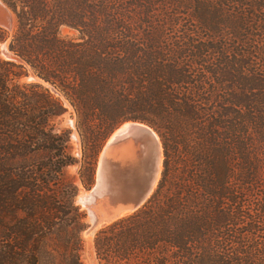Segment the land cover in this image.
<instances>
[{"label": "trees", "instance_id": "trees-1", "mask_svg": "<svg viewBox=\"0 0 264 264\" xmlns=\"http://www.w3.org/2000/svg\"><path fill=\"white\" fill-rule=\"evenodd\" d=\"M2 2L17 60L0 56V264H82L84 213L64 168L78 162L89 187L126 120L158 132L163 175L141 208L94 234L96 259L264 264V0ZM30 72L73 107L80 160L52 122L64 103L19 81Z\"/></svg>", "mask_w": 264, "mask_h": 264}, {"label": "water", "instance_id": "water-1", "mask_svg": "<svg viewBox=\"0 0 264 264\" xmlns=\"http://www.w3.org/2000/svg\"><path fill=\"white\" fill-rule=\"evenodd\" d=\"M12 15L0 0V26L10 28ZM125 122L130 124L122 128ZM162 157L160 135L145 122L126 120L113 129L97 156L94 181L89 188L91 192L82 198L87 207V223L81 233L94 235L100 228L141 208L151 198L157 184L160 174L157 163L159 160L162 166ZM128 159L133 161L127 162ZM107 160L113 161V166H116L109 176L104 170ZM99 161L101 166L97 173Z\"/></svg>", "mask_w": 264, "mask_h": 264}, {"label": "rangeland", "instance_id": "rangeland-1", "mask_svg": "<svg viewBox=\"0 0 264 264\" xmlns=\"http://www.w3.org/2000/svg\"><path fill=\"white\" fill-rule=\"evenodd\" d=\"M15 27H16V22H15V19H14L13 15H12V23H11L10 28H5L9 36H8V38L5 41L0 42V56L3 57V58H4V56H3L2 53L6 54L8 57L12 56L11 58H7L6 57V59L17 60L16 57H14L11 54V52L8 51V48H7L9 37H10L11 33L13 32V30L15 29ZM63 31L64 32H68L70 34H73V32L68 31L67 29H65ZM30 75H31V72L28 73V75L21 76L19 78V81L20 82L37 81V80H31L29 78ZM37 82H40V81H37ZM40 83L43 86L48 87V89L51 91V93H53L55 96H58L61 99V101L64 103V106L66 107V111L62 115L55 117L52 122L59 129H67V130H69V132H70V141H69L70 152H71V154L74 157H76L78 160H80L81 155H82V151H83V144H82V140H81V135H80L79 130H78L77 126H76V113H75L73 107L50 84H48V83L44 84L42 82H40ZM55 91H57L58 93H56ZM118 125H116L113 129H115ZM108 134L106 135V137L108 136ZM106 137L104 138V140L106 139ZM104 140H103V142H104ZM103 142H102V144H103ZM102 144H101V146H102ZM100 148H99V151H100ZM99 151H98V154H99ZM98 154H97V156H98ZM97 156H96V160H95V163H94L93 181H94V175H95V169H96V163H97ZM164 158H165V154H164V150H163L162 166H160V174L158 176L157 184H156V186L153 189L152 195L155 193V191H156V189L158 187V184H159V182H160V180L162 178V175H163ZM172 164L173 165L171 167V170L168 172V174H173V172L177 171V169H175V167L177 165H175L173 162H172ZM78 169H79V163L77 162V163H74L72 165L66 166L64 168V174L67 177H69V178H74V181H75V183L78 186V191H77V193H76V195L74 197V202H75L76 205L79 206L80 210L84 213L83 223H84V226H85L86 223H87V218L85 217L86 207H83L80 203H78L77 196L83 191H87L88 192L89 188L92 186L93 182H92V184L89 187H85L79 180ZM176 174H178V173H176ZM80 237H81V240L83 242V248H82L81 253H80V258H81L82 264H101L95 257V252H94V247H93V237H94V235L85 236L80 231Z\"/></svg>", "mask_w": 264, "mask_h": 264}, {"label": "bare ground", "instance_id": "bare-ground-1", "mask_svg": "<svg viewBox=\"0 0 264 264\" xmlns=\"http://www.w3.org/2000/svg\"><path fill=\"white\" fill-rule=\"evenodd\" d=\"M3 54V56L4 57H8L6 54H4V53H2ZM10 55V54H9ZM31 80H37V81H40V82H42V83H44V84H47L46 82H44V81H42V80H40V79H38V78H36L35 76H33V75H30V77H29ZM129 124H130V122H125L121 127L123 128V127H128L129 126ZM160 159V158H159ZM133 160H130V159H128L127 160V162H132ZM99 166H101V163H100V161L98 162V167H97V173H98V169H99ZM157 166H158V168H160V162H159V160H158V163H157ZM105 172H106V174H108V176L110 175V174H112L113 173V171H115L116 170V166H113V161L111 162V160H107V164L105 165ZM98 175L99 174H97V177H98ZM90 190L87 192V191H83V192H81L78 196H77V201H78V203H80L83 207H86V205L82 202L83 201V197H85V196H89V194H90ZM86 209H87V207H86ZM106 223H109L108 221L106 222ZM86 236V235H85ZM88 236H91V235H88Z\"/></svg>", "mask_w": 264, "mask_h": 264}]
</instances>
